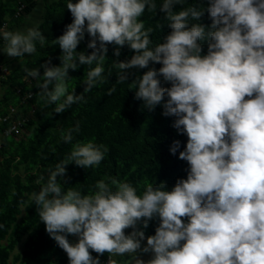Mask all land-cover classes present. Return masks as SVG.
<instances>
[{
  "label": "clouds",
  "instance_id": "clouds-1",
  "mask_svg": "<svg viewBox=\"0 0 264 264\" xmlns=\"http://www.w3.org/2000/svg\"><path fill=\"white\" fill-rule=\"evenodd\" d=\"M183 3L69 0L72 21L51 44L61 50L60 64L46 61L42 74L25 67V78L39 81L42 108L54 105L52 113L60 114L86 102L84 94L108 81V45L116 46V57L128 46L133 55L113 65L116 82L129 81L131 69H146L131 80L130 90L150 112L162 105V115L174 117L173 127L187 137L178 153L188 165L186 178L170 190L163 181L145 182L138 192L139 185L108 176L84 193L65 188L67 166H99L108 147L94 139L73 143L79 122L60 130L61 142L71 150L30 199L68 264H101L105 254L106 264H264V0H207L206 8L177 9ZM157 9L170 31L153 44V28L141 17ZM205 11L207 25L200 22ZM85 34L88 54L77 51ZM0 36L3 52L13 58L35 54L37 42L46 45L38 23L0 30ZM80 65L88 70L77 93L69 70ZM115 91L113 86L106 94ZM178 149L180 141L174 140L169 151ZM157 218L154 234L145 236L143 229ZM149 253L150 259L142 258Z\"/></svg>",
  "mask_w": 264,
  "mask_h": 264
},
{
  "label": "trees",
  "instance_id": "trees-1",
  "mask_svg": "<svg viewBox=\"0 0 264 264\" xmlns=\"http://www.w3.org/2000/svg\"><path fill=\"white\" fill-rule=\"evenodd\" d=\"M37 0H0V26L8 21L10 29L21 22L35 7ZM44 12L39 23V29L46 37V45L41 47L37 42V52L16 58V64L10 69L7 80L3 82L4 94L0 99V114L7 112L10 105L17 106L19 112H27L33 108V113L24 125V130L17 139L3 138L0 149V264H68L66 253L58 247L45 231L44 224L39 220L36 206L31 204V194L38 192L47 180L50 170L67 156L71 144L60 140V130L67 129L79 122L80 131L74 133L73 143L94 139L96 143L108 147V152L99 166L84 169L69 164L67 166V187H79L84 193L92 189L97 180L114 176L121 180L127 179L133 186L139 185L138 192L143 191V184L150 182L154 186L165 182L168 189L178 178H186L187 162L178 158L183 150L186 135L177 133L173 127L174 117L162 115V105L154 111H148L143 102L135 98L133 78L146 69L129 70V81L118 84L117 69L113 67L115 60L123 61L133 55V51L124 46L120 48V56L113 54L114 45H108L105 75L111 69L108 81L96 85L90 92L84 94L86 102L76 103L63 113H52L54 105L42 108L39 98L37 79L28 77L26 83L25 67L36 68L43 73L42 64L51 61L52 65L60 64L61 50L58 45H51L55 37L61 35L65 26L72 21L71 13L66 9L69 0H42ZM184 0L180 7H207V0ZM23 3V14L13 18L16 7ZM160 3V0H157ZM145 27H152L151 39L153 44L162 42L163 37L170 31L164 14L157 9L156 13L145 11L141 17ZM201 23L210 24V18L205 11ZM161 25V27H158ZM89 37L79 43L77 51L85 54L92 50L87 47ZM5 42L0 36V48ZM204 53L207 51V41L201 42ZM149 67L159 68V64ZM87 66L80 65L76 70H69L72 83L77 93L83 91ZM162 86H167L161 78ZM23 86L33 91L32 99L24 105L18 104L14 93L16 87ZM115 86L116 91L107 95V89ZM51 87V86H50ZM52 113V114H51ZM0 128H2L0 126ZM174 140L180 141V149L172 154L169 148ZM5 143H8L5 146ZM22 166V172L19 168ZM44 181L37 183L40 177ZM15 193V195H13ZM21 207L23 213L21 214ZM158 218L149 222L143 229L145 236L153 235L158 225ZM20 253L12 255L16 245L22 240ZM75 240L76 237H69ZM106 255V254H105ZM103 255V256H105ZM96 256V253H93ZM103 256H100L101 259ZM125 260L128 257H116Z\"/></svg>",
  "mask_w": 264,
  "mask_h": 264
},
{
  "label": "built area",
  "instance_id": "built-area-1",
  "mask_svg": "<svg viewBox=\"0 0 264 264\" xmlns=\"http://www.w3.org/2000/svg\"><path fill=\"white\" fill-rule=\"evenodd\" d=\"M24 4L20 3L17 7L16 10L13 13V18L17 19L23 14L24 11ZM0 30H9L13 31L12 29L9 28L8 26V21L2 22L0 26ZM10 69L4 62H0V85L3 84L4 81L7 80V77L9 75ZM26 83L29 85L30 81L29 79L25 80ZM14 93L18 97V104L19 105H24L27 104L33 96V91L31 89H25L23 86L16 87L14 89ZM29 93L32 94L30 99H27L29 96ZM33 113V108L31 106L30 109L27 110L25 113L19 112L17 106L10 105L7 108V112L4 114H0V137L3 138H13L17 139L22 131L24 130V125L28 121L29 117ZM0 149H1V140H0ZM107 254L103 256L101 260V264H106L107 262Z\"/></svg>",
  "mask_w": 264,
  "mask_h": 264
},
{
  "label": "crops",
  "instance_id": "crops-1",
  "mask_svg": "<svg viewBox=\"0 0 264 264\" xmlns=\"http://www.w3.org/2000/svg\"><path fill=\"white\" fill-rule=\"evenodd\" d=\"M43 5V2L42 0H37L36 1V5L35 7L32 9V11L26 15L24 17V19L19 22L14 28H13V31H16V30H23V29H26L28 27H32L34 26L35 24H39L40 21H41V17H42V14L44 12V7H42ZM13 57H9L8 55H6L2 48H0V62H3V60H5L4 62H6L7 60L9 59H12ZM7 64V63H6ZM8 66V64H7ZM9 68V67H8ZM4 94V87L2 85H0V99L2 98ZM23 112V110L21 111ZM2 138H0L1 140ZM142 246L144 244H146V240L145 241H142ZM142 258L147 260V259H150L151 258V254H142Z\"/></svg>",
  "mask_w": 264,
  "mask_h": 264
},
{
  "label": "rangeland",
  "instance_id": "rangeland-1",
  "mask_svg": "<svg viewBox=\"0 0 264 264\" xmlns=\"http://www.w3.org/2000/svg\"><path fill=\"white\" fill-rule=\"evenodd\" d=\"M42 5V4H41ZM42 7H43V5H42ZM5 60H3V62H4ZM16 58H12V59H9V60H7L6 62H4L5 64L7 63L8 64V67H9V69H11L13 66H15V64H16ZM6 64V65H7ZM1 138V137H0ZM3 140L1 139V142H2ZM4 142V141H3ZM8 143H5V146L7 145ZM19 170H20V172H22V166L19 168ZM22 213H23V207H21V214L20 215H18V218H20V216L22 215ZM23 240H24V238L16 245V247H15V249H14V251L12 252V255L13 254H16V253H20L21 252V250H22V243H23Z\"/></svg>",
  "mask_w": 264,
  "mask_h": 264
}]
</instances>
